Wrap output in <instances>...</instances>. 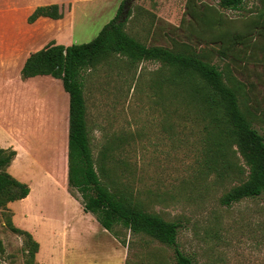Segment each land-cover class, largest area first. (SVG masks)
Here are the masks:
<instances>
[{"label": "rangeland", "instance_id": "rangeland-1", "mask_svg": "<svg viewBox=\"0 0 264 264\" xmlns=\"http://www.w3.org/2000/svg\"><path fill=\"white\" fill-rule=\"evenodd\" d=\"M122 2L126 3L120 17L127 19L125 29L130 35L146 45L170 49L187 45L218 66L225 78H234L239 83L241 106L251 112L253 127L264 136V61L259 60L264 52L248 62L220 57L218 44L195 37L186 14L187 0H67L61 6V20L35 24L48 32L39 46L57 40L64 46L91 41L116 16ZM197 2L217 5L218 0ZM223 13L229 26L243 29L264 15V0H243L238 10ZM2 22V26H25L17 16ZM158 67V62L142 61L132 68L116 57L83 71L86 123L94 158L105 141H120L109 164L111 176L131 189L148 211L179 222L177 243L193 264H264V194L230 206L220 204L219 198L229 186L221 187L212 181V175L202 174V124L187 107H178L175 99L155 93L151 79ZM13 77L10 69L1 78ZM41 89L50 87L43 84ZM57 89L66 95L68 109L67 93L61 85ZM48 93L55 99L60 96L56 86ZM0 102L3 122L8 116L7 100ZM33 102L28 106L31 111L37 109ZM20 106L17 109L24 110L20 114L29 113ZM44 189L48 196H33L32 210H24L17 200L0 207L1 264L26 263L24 239L8 228V218L23 230L28 223L34 226L44 246L40 264H175L171 248L115 227L126 240L124 245L92 215L80 216L81 198L74 189L79 200L72 205L62 190L50 185Z\"/></svg>", "mask_w": 264, "mask_h": 264}, {"label": "trees", "instance_id": "trees-1", "mask_svg": "<svg viewBox=\"0 0 264 264\" xmlns=\"http://www.w3.org/2000/svg\"><path fill=\"white\" fill-rule=\"evenodd\" d=\"M243 0H218L217 5L187 0L186 14L197 39L206 44H218L220 57L231 62L254 61L264 52V15L251 20L243 29L232 28L223 10H238ZM122 2L116 16L86 43L69 46L50 42L32 52L20 71L23 80L37 75L60 79L69 96L67 190L98 224L111 232L124 245L119 227L132 236L147 237L173 250L175 264H193L177 243L180 224L148 211L131 189L111 176L109 164L121 143L105 141L96 158L93 156L86 123V104L82 73L86 69L116 57L129 67L142 61H155L159 67L151 79L156 94L176 100L178 107H187L194 120L202 124V151L199 163L202 174L213 176L212 181L229 188L219 198L230 206L245 198L264 194V136L253 127L251 112L241 106L239 83L224 77L223 71L205 60L189 46L170 49L146 45L130 35L120 17ZM130 12L127 13V16ZM39 17L61 19L63 10L58 4L37 6L28 17L33 23ZM260 61H264V56ZM16 152L0 147V207L21 200L29 193L26 183L7 172ZM113 163V162H112ZM8 228L24 239L25 264H35L39 243L30 232L17 228L10 218ZM4 244L0 238V264Z\"/></svg>", "mask_w": 264, "mask_h": 264}, {"label": "crops", "instance_id": "crops-1", "mask_svg": "<svg viewBox=\"0 0 264 264\" xmlns=\"http://www.w3.org/2000/svg\"><path fill=\"white\" fill-rule=\"evenodd\" d=\"M65 1L67 0H7L3 3L0 2V100H7L8 112L6 119L0 122V130L3 133L0 135V147L16 152L14 159L7 167V172L29 187L28 195L17 200L18 203L23 204L24 210H32L33 196L43 195L44 198L48 196L49 191H44L48 185L62 190L71 205L77 201L67 190L68 109L66 95L57 89L60 85L62 86V82L51 75H37L25 80L20 76L25 60L32 52L41 48L39 44L48 34L46 30L40 31L35 27V24L41 20L55 22L61 20L39 17L33 23H29V15L37 6L49 4L63 6ZM15 16L21 18L25 26H2V20H8ZM55 43L58 44V40ZM10 69L13 70L14 77L2 79V75ZM43 84L48 85L50 89L42 91ZM55 86L56 90L60 92L57 99L53 97V94L48 93L53 91ZM33 100L38 101L33 102ZM31 102L37 109L32 111L29 109L28 106ZM19 106L25 107L26 112L29 109V113L20 114L24 110H18ZM1 112L0 102V117L3 116ZM59 172L60 176L57 175ZM78 206L81 213L79 211L77 213L80 216L81 214H90L83 211L80 203ZM25 229L28 232L31 231L34 239L39 243L35 260L40 264V260H44V246L36 237L34 226L28 223ZM83 240L84 238L81 241Z\"/></svg>", "mask_w": 264, "mask_h": 264}, {"label": "water", "instance_id": "water-1", "mask_svg": "<svg viewBox=\"0 0 264 264\" xmlns=\"http://www.w3.org/2000/svg\"><path fill=\"white\" fill-rule=\"evenodd\" d=\"M125 3H126V2H124V6H123V9H125Z\"/></svg>", "mask_w": 264, "mask_h": 264}]
</instances>
